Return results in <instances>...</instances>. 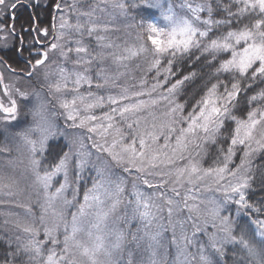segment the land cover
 <instances>
[{
    "label": "snow or ice",
    "instance_id": "6c2138e0",
    "mask_svg": "<svg viewBox=\"0 0 264 264\" xmlns=\"http://www.w3.org/2000/svg\"><path fill=\"white\" fill-rule=\"evenodd\" d=\"M0 264H264V0H0Z\"/></svg>",
    "mask_w": 264,
    "mask_h": 264
}]
</instances>
